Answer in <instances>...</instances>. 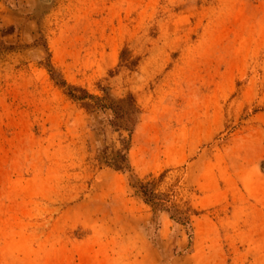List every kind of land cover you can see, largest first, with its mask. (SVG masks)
<instances>
[{
	"label": "rangeland",
	"instance_id": "rangeland-1",
	"mask_svg": "<svg viewBox=\"0 0 264 264\" xmlns=\"http://www.w3.org/2000/svg\"><path fill=\"white\" fill-rule=\"evenodd\" d=\"M0 264H264V0H0Z\"/></svg>",
	"mask_w": 264,
	"mask_h": 264
},
{
	"label": "trees",
	"instance_id": "trees-1",
	"mask_svg": "<svg viewBox=\"0 0 264 264\" xmlns=\"http://www.w3.org/2000/svg\"><path fill=\"white\" fill-rule=\"evenodd\" d=\"M63 86H65L63 84ZM68 97L74 102H78L82 104V107L91 113H99L105 114L108 112L111 114V117L108 118L109 124L114 127H118L119 129H123V131L128 132V135L131 136L137 123L139 111L134 106L132 101H109L106 97L97 98L91 95H88L82 90L67 88ZM117 122H122L123 125H118ZM129 142L122 141V151H127ZM123 167H115L117 171L126 172L128 171L127 158L123 156ZM138 193L142 196L145 203L152 207L153 211H163L170 214L171 218H174V212H176L175 207L165 200H161L160 196L157 195L154 191V188L149 184H140L138 186ZM174 210V212H173ZM182 219L178 221H183L186 226H189V217L194 213L189 209L184 212ZM175 220V219H174ZM177 220V219H176Z\"/></svg>",
	"mask_w": 264,
	"mask_h": 264
}]
</instances>
